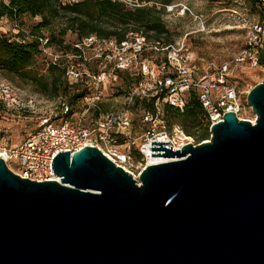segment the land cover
Returning <instances> with one entry per match:
<instances>
[{"label":"water","instance_id":"1","mask_svg":"<svg viewBox=\"0 0 264 264\" xmlns=\"http://www.w3.org/2000/svg\"><path fill=\"white\" fill-rule=\"evenodd\" d=\"M246 103L254 123L227 111L207 141H151L167 160L139 185L96 146L59 151V181L0 158V264H264V77Z\"/></svg>","mask_w":264,"mask_h":264},{"label":"built area","instance_id":"2","mask_svg":"<svg viewBox=\"0 0 264 264\" xmlns=\"http://www.w3.org/2000/svg\"><path fill=\"white\" fill-rule=\"evenodd\" d=\"M257 6L261 9L260 19L248 27L246 45L234 57L236 62L249 61L254 66L260 62V49L264 46V0H257ZM175 7L177 5L173 3L165 5L166 11ZM177 12L194 15L185 3L180 4ZM39 42L42 54L52 55V62L62 57L67 59L65 76L70 83L83 77L89 90L72 103L61 98L58 110L39 115L36 128L15 144H9L0 134V158L21 177L59 181L60 177L51 166L59 151H69L71 155L84 146H96L116 165L128 171L138 185L141 184L139 175L149 164L147 156L151 154V141H168V146L173 149L189 142L207 141H195L194 136L184 134L178 124L173 125V133L164 126L163 105L183 111L192 90L203 108L209 136L211 126L222 121L225 112L233 111L241 119V93L230 79L229 64L223 62L199 69L185 39L165 42L149 39L140 32H128L124 40L117 41L92 34L72 43L76 53L54 50L47 44V37H39ZM148 53L150 56L161 54L159 63L149 64L145 58ZM73 58L80 61L75 62ZM90 62L95 65L93 68L86 66ZM119 70H136L141 78L124 95L120 108L104 109L102 87L108 81H115ZM136 97H155L154 111L141 110L140 121L146 125L141 132L132 122V104ZM74 112L77 116L72 119ZM249 120L254 123L255 118ZM11 160H15L18 169L10 166ZM136 160L137 165H134Z\"/></svg>","mask_w":264,"mask_h":264},{"label":"trees","instance_id":"3","mask_svg":"<svg viewBox=\"0 0 264 264\" xmlns=\"http://www.w3.org/2000/svg\"><path fill=\"white\" fill-rule=\"evenodd\" d=\"M151 1V4L149 2ZM172 0H0V19L6 17L18 21L23 16L39 17L30 26V31L22 35V39H11L0 35V69L16 77L20 81L33 83L43 94L59 96L72 103L85 93L88 87L84 78L70 83L65 76L62 57L57 62L47 61L45 72L39 73L34 68V59L44 56L40 49L39 37H47L48 45L56 51L64 53L76 50L72 43L89 35L98 38H114L122 41L128 32H140L147 38L174 42L171 31L163 19L165 5ZM251 5H257V0H247ZM58 24L56 33L54 25ZM47 31V33H45ZM67 32L75 34L72 42H67L64 36ZM18 34L17 36H19ZM28 37V38H26ZM159 59L156 57L155 62ZM75 62L80 59H72ZM154 63V61H153ZM260 64L264 65V57L260 51ZM90 67V64H86ZM126 72L127 91L140 78L141 74L133 70H119L118 74ZM155 97H136L132 104L134 110L133 126L141 124V110L154 111ZM103 107V105H102ZM105 109V108H104ZM162 118L172 117L184 133L194 136L197 142L209 137L207 122L195 91H190L188 102L183 111L163 105ZM137 116V117H136ZM9 143V141L7 140ZM10 144V143H9Z\"/></svg>","mask_w":264,"mask_h":264},{"label":"rangeland","instance_id":"4","mask_svg":"<svg viewBox=\"0 0 264 264\" xmlns=\"http://www.w3.org/2000/svg\"><path fill=\"white\" fill-rule=\"evenodd\" d=\"M170 3L176 4L177 7L172 11L164 9L163 19L166 27L172 33L173 41L185 39L194 63L199 69L227 62L230 79L237 85L241 93L243 108L239 116L253 120L255 114L246 103V94L254 84L264 77V65H261L260 62L255 66L249 61L236 62L234 57L245 47L246 31L260 19L261 9L257 5H251L247 0H172ZM181 3L187 4L197 18L192 14L179 15L177 11ZM38 19L39 17L25 15L18 21H12L3 17L0 19V35L8 36L11 39H22V35L27 36L30 26ZM53 29L57 33L58 24H55ZM18 34L20 35L17 36ZM75 38V34L71 32H67L64 36L67 42H72ZM260 50L264 57V46ZM157 56L154 54L150 56L148 53L145 58L152 65ZM161 57L159 54L156 63H159ZM50 58L52 55L48 54L35 58L34 68L39 73L45 72L46 63ZM90 66L93 68L95 65L90 62ZM101 66L105 67V64ZM126 74V72L118 74L115 81H108L102 87L103 108L117 109L123 105L129 82L126 79L128 77ZM59 101H61L59 96L43 94L33 83L20 81L0 69V134H3L10 144L21 141L36 128L39 115L58 110ZM137 114L140 115L141 111H138ZM57 115L60 118L61 115L59 113ZM72 115V119L77 116L75 112ZM175 124L176 121L170 116L164 120L165 128L170 131L173 130ZM145 126L138 122L136 130L141 132ZM171 132L173 133V131ZM181 139L179 138V140ZM134 165H137V160ZM10 166L18 169L15 160L10 161Z\"/></svg>","mask_w":264,"mask_h":264},{"label":"bare ground","instance_id":"5","mask_svg":"<svg viewBox=\"0 0 264 264\" xmlns=\"http://www.w3.org/2000/svg\"><path fill=\"white\" fill-rule=\"evenodd\" d=\"M254 121V120H253ZM148 162L149 163H158V162H161V161H165L167 160L165 157L163 156H151L150 153H148Z\"/></svg>","mask_w":264,"mask_h":264}]
</instances>
